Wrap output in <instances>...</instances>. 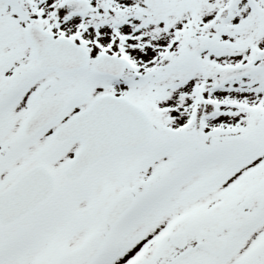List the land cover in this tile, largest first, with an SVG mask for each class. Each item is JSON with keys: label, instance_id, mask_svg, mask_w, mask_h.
<instances>
[{"label": "snow or ice", "instance_id": "snow-or-ice-1", "mask_svg": "<svg viewBox=\"0 0 264 264\" xmlns=\"http://www.w3.org/2000/svg\"><path fill=\"white\" fill-rule=\"evenodd\" d=\"M0 264H264V0H0Z\"/></svg>", "mask_w": 264, "mask_h": 264}]
</instances>
